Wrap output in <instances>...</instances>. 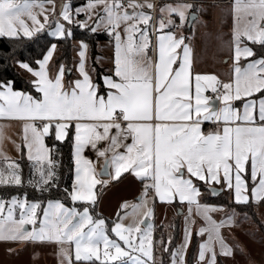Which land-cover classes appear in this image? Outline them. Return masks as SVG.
<instances>
[{"label": "snow or ice", "instance_id": "snow-or-ice-1", "mask_svg": "<svg viewBox=\"0 0 264 264\" xmlns=\"http://www.w3.org/2000/svg\"><path fill=\"white\" fill-rule=\"evenodd\" d=\"M156 10L151 0H88L75 9L71 0H61L58 8L56 0H0V37L37 42L46 35L55 41L34 61L38 67L16 61L33 77L29 84L35 95L16 90L13 81H0V119L22 122L16 147L34 162L27 184L41 195L60 188L59 162L53 158L57 143L71 140L74 164L71 188L62 189L72 207L60 199L29 200L26 192L0 197V240L55 242L60 264H157L151 192L153 205L157 199L188 204L181 243L172 247L171 235L160 242L169 264H187L193 206L204 220L195 235L207 236L198 245L196 264H217L218 255H232L221 230L236 223L237 213L214 219L212 213L225 206L201 203V185L213 196L226 191L237 205L264 201V0H235L232 5L230 38L219 45L232 61L227 81L198 71L186 42L192 36L175 31L186 23L195 25L197 5L161 4L154 17ZM81 14L85 19H77ZM73 25L93 34L102 27L114 41L113 67L102 77L103 86L86 68L89 46L84 40L78 43L79 78L66 84L71 69L63 63L50 74L58 43L72 38ZM205 122L213 129L205 132ZM49 136L51 146L45 143ZM86 148L104 159L99 170L83 155ZM125 172L144 182L140 203L122 204L131 211L118 213L109 227L93 214L96 186L109 183L97 177L118 179ZM24 184L20 163L10 161L0 169V186ZM128 215L139 219L125 224Z\"/></svg>", "mask_w": 264, "mask_h": 264}, {"label": "rangeland", "instance_id": "rangeland-1", "mask_svg": "<svg viewBox=\"0 0 264 264\" xmlns=\"http://www.w3.org/2000/svg\"><path fill=\"white\" fill-rule=\"evenodd\" d=\"M151 0L153 4L157 6V10L153 15L158 16V8L161 4H175V3H193L200 9L197 12V21L194 26L189 29V24H185L181 32H185L189 29V35L192 36V40L198 45V53L196 58V69H211L216 68L219 72H222V67L225 66V60L230 57V53L219 47L221 41H227L230 38L232 29V5L235 0L230 2L219 0H198L199 2H192L197 0ZM88 0H71L73 9L76 7H82L87 4ZM128 2V0H127ZM127 2L125 4H127ZM139 3H143L144 0H138ZM61 0H56L57 8L59 7ZM46 8H50L51 5H45ZM147 11V9H145ZM100 11V7L96 9ZM43 21V16L39 17ZM175 18V17H174ZM79 20L85 19L81 14L77 17ZM179 23L178 18H175ZM31 26V21H27ZM92 24V21H88ZM79 28L75 25L72 26V31ZM177 29V30H178ZM97 31H104V29L98 28ZM106 44L109 45L114 54V41L112 38L105 39ZM199 43V44H198ZM58 48L55 52L54 58H56ZM113 54L111 56L113 57ZM78 55V53H77ZM74 58L75 62L79 60V55ZM110 55V52H109ZM53 58V59H54ZM200 63V66L199 64ZM16 67L20 72L29 77V73L23 70L15 61ZM52 64L55 62L52 61ZM216 70V71H217ZM76 71V69H75ZM65 74V77L69 80L71 76ZM75 74V73H74ZM32 79V78H28ZM28 92V91H26ZM33 94V93H31ZM34 95V94H33ZM3 127L4 138L0 141V157L5 155L10 159H15L16 154L12 151L18 149L17 144L21 143V125L11 126L9 123H0ZM6 130V134L4 131ZM46 139V138H45ZM5 140L6 149H1ZM104 162L95 165L99 170L100 166ZM97 179L108 180L106 185H97L95 191L98 196L96 213L99 214V218H103L111 227L112 223L116 221L117 214L124 215L125 211H131V209H122L121 205L127 202L129 205L140 203V197L143 192V184L132 181V178L122 179L114 182L109 176H99ZM209 192H202L201 198H207ZM149 206L154 207V215L151 220L153 223V240L156 242L154 245V255L157 264H169V255L164 251L161 241L167 242L169 235L174 237V242L171 245L175 247L181 243L183 239V232L185 226V217L188 216V208L184 205L176 204L173 207L170 203H152V193L149 192ZM201 203L208 204H222L224 205L223 211H217L212 213L214 219L220 220L226 213L235 211L237 216L235 217L236 223L232 227H225L221 230L225 242L232 247L233 252L230 256L218 255L217 264H264V203L253 204L252 202L241 207L231 202L230 195L225 191L223 192L220 201L209 203L201 199ZM66 205V204H65ZM67 207H72L66 205ZM80 207V202L76 205ZM178 206V207H177ZM245 214L247 218H245ZM18 218V212L16 213ZM139 219V216L128 215L124 219V223L128 224L133 220ZM192 219L195 223L192 225L193 237L191 244L187 250L186 262L187 264H196V256L198 253V245L207 236L198 237L195 235L196 230L204 225L202 217L197 216L195 212V206L192 212ZM142 227L144 225H141ZM30 229L32 226L27 225ZM59 246L55 242H15L0 240V264H60V258L58 257ZM11 249V251H10ZM217 252L219 248L217 246Z\"/></svg>", "mask_w": 264, "mask_h": 264}, {"label": "trees", "instance_id": "trees-1", "mask_svg": "<svg viewBox=\"0 0 264 264\" xmlns=\"http://www.w3.org/2000/svg\"><path fill=\"white\" fill-rule=\"evenodd\" d=\"M191 1V0H190ZM221 1V0H219ZM198 2V1H192ZM109 35L102 31H97L96 33H91L88 30L75 28L74 33L71 39L67 41H60L58 43V52L54 62L56 64L64 62L68 65V68L72 69L71 64L75 62L74 55L78 51V45L76 42L84 40L90 46L92 63L96 66L95 56L97 54V42L100 40L108 39ZM49 42L53 41V38L47 37L46 35L42 38L33 42L26 38L24 39H12L7 37H0V81H13L14 88L17 90L28 91L35 95L34 90L29 84V77L24 76L20 70L16 67L15 61L24 60L30 63L34 68L37 65L34 63L35 60L42 58V54L46 51V46ZM257 52H260L261 49L259 46H256ZM96 81L98 84L103 86L102 80L100 78L99 72L100 68L97 67ZM71 76V75H68ZM46 142L49 146L53 143V138L51 136L46 137ZM53 158L58 161V175L60 177V188L52 189L51 193H45L41 195L36 191L35 188L27 184V180L31 178L35 169L32 167L34 162L28 161L25 156L20 157L19 159H10V161L20 163L23 170V177L25 184L22 187H5L0 186V197L10 198L12 195L23 196L26 192L28 194L29 200L40 199L47 201L48 199H60L63 203L68 206L72 205L70 199H68L62 192L63 188H71L73 179H74V164L72 161V143L71 140H67L62 143H57L56 148L54 149ZM10 161L0 159V169L6 168L7 164ZM201 190L207 191V186L201 185ZM223 192L217 196H212L209 194L207 198H201L205 202L214 203L220 201L222 198ZM79 202H77L78 204ZM237 205V204H236ZM238 205V206H242ZM95 209H97V203L95 204ZM96 213V211H95Z\"/></svg>", "mask_w": 264, "mask_h": 264}, {"label": "crops", "instance_id": "crops-1", "mask_svg": "<svg viewBox=\"0 0 264 264\" xmlns=\"http://www.w3.org/2000/svg\"><path fill=\"white\" fill-rule=\"evenodd\" d=\"M232 0H229L228 2H230ZM155 3L156 5L158 4V1L155 0ZM155 17V15H154ZM191 29V28H189ZM189 29H186L185 32L183 33L184 35L186 36H190L189 35ZM175 31H177V33H179V29H175ZM152 39L153 41L155 40V33H153L152 35ZM188 43L191 44L192 48H193V55H194V66L196 67V58H197V53H198V45L195 41H193L192 39L190 41H186ZM79 41L76 42V44L78 45ZM107 42H105V40H100L97 42V45H96V48H97V54L95 56V63H96V66L93 65L92 63V57H91V51H90V46L88 44V49L86 51V68L89 70L90 72V75L92 76V79L95 83L98 84V82L96 81V74H97V67L100 68V72H99V75H100V78L102 80V83H103V79L102 77L107 74L109 72V70L112 69L113 67V58H114V54H113V51L111 49V47L109 45L106 44ZM199 44V43H198ZM79 52V49L78 51L74 54V55H77V53ZM109 52H110V55H109ZM111 54H113V57L111 56ZM150 55H153L154 56V53L153 52H150L149 53ZM55 55V53H54ZM78 56V55H77ZM54 58V56H53ZM55 58L52 59V61L54 62ZM227 63L225 64V66L222 67V72H219L218 73V70L214 67V68H211V69H202V68H199L197 69L198 71H201V72H212V73H215L216 75H218L220 77L221 80H224V81H227L231 75H232V72H231V64H232V61H231V58L230 57H227ZM52 61L50 62L51 63V69H50V74H54L55 73V70L57 68V66L61 63H63L66 67V69H70L68 68V65L64 62H61V63H58V64H52ZM78 62L79 60H77L76 62L72 63L71 64V74H67V75H71V78H69V80L65 77V83L67 84L68 81L70 80H74L76 78H79V72H78V69H77V65H78ZM199 66H200V63H198ZM38 67V66H37ZM23 69V68H22ZM76 69V71H75ZM24 70V69H23ZM217 70V71H216ZM26 71V70H25ZM27 72V71H26ZM67 73V72H66ZM75 73V74H74ZM30 78H33L31 76V74L29 73L28 75ZM17 90V89H16ZM20 91H23V90H20ZM26 92V91H24ZM30 93V92H29ZM211 92L209 91L207 94H210ZM3 122H6V123H9L11 126H14V125H21L22 126V122L21 121H18V120H4V119H0V123H3ZM203 130L205 132H208L210 130L213 129V124L210 123V122H205L203 125ZM22 128V127H21ZM4 134H6V130L4 131ZM21 136H22V129H21ZM130 142V141H129ZM45 143L47 144L46 142V139H45ZM4 146H2L1 149H6V145H5V140H4V143H3ZM48 145V144H47ZM105 145L104 143H101L99 145L100 148H103ZM17 157H14L15 159H19L20 157H22V153L19 149H13L12 150ZM83 155L89 159H91L95 165H98L102 162H104V159L103 158H100V157H97L96 153L91 149V148H86ZM26 157V153L23 155ZM0 159H4L3 157H0ZM111 171V170H110ZM127 178H132V181L134 182H139L141 184H143L144 182H142L139 178L135 177L134 174H132L131 172H125V173H122L121 174V177L118 178V179H112L114 182H117V181H120L122 179H127ZM250 183V186H251V182L249 181ZM214 186H217V187H220V185H214ZM202 192H205V191H202L201 190V193ZM156 202H160L158 199L156 200ZM160 203H165V202H160ZM253 204H262L264 203V201H261V202H252ZM173 207L175 206L176 208V204L178 205H184V207L188 208V204L185 202L183 204H181L178 199L172 203H170ZM178 207V206H177ZM179 208V207H178ZM176 208V209H178ZM194 208V206H193ZM15 243V242H13Z\"/></svg>", "mask_w": 264, "mask_h": 264}, {"label": "built area", "instance_id": "built-area-1", "mask_svg": "<svg viewBox=\"0 0 264 264\" xmlns=\"http://www.w3.org/2000/svg\"><path fill=\"white\" fill-rule=\"evenodd\" d=\"M197 1H198V0H197ZM223 1H227V2H228L229 0H223ZM123 2L126 3L127 0H123ZM198 2H199V1H198ZM209 95H211V93H210Z\"/></svg>", "mask_w": 264, "mask_h": 264}, {"label": "water", "instance_id": "water-1", "mask_svg": "<svg viewBox=\"0 0 264 264\" xmlns=\"http://www.w3.org/2000/svg\"><path fill=\"white\" fill-rule=\"evenodd\" d=\"M189 28H191V25H189ZM215 187L218 188V189L220 188V187H217V186H215ZM221 193H222V192H221ZM212 196H213V195H212ZM26 227H27V226H26ZM27 228H28V227H27Z\"/></svg>", "mask_w": 264, "mask_h": 264}]
</instances>
